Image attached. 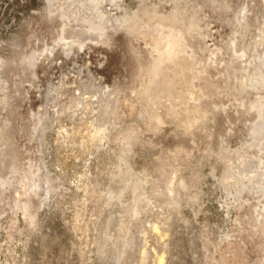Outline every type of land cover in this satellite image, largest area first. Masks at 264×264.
I'll return each instance as SVG.
<instances>
[{
  "label": "rangeland",
  "instance_id": "rangeland-1",
  "mask_svg": "<svg viewBox=\"0 0 264 264\" xmlns=\"http://www.w3.org/2000/svg\"><path fill=\"white\" fill-rule=\"evenodd\" d=\"M0 264H264V0H0Z\"/></svg>",
  "mask_w": 264,
  "mask_h": 264
},
{
  "label": "bare ground",
  "instance_id": "bare-ground-1",
  "mask_svg": "<svg viewBox=\"0 0 264 264\" xmlns=\"http://www.w3.org/2000/svg\"><path fill=\"white\" fill-rule=\"evenodd\" d=\"M169 45H172V44L169 43ZM174 50L170 49V50H167V51L164 52V55H163L159 65L157 67V74L153 78V82H155V83L158 82L159 84L163 83L164 81L166 82L165 78L162 77L163 76L162 74L166 71V68H167L166 64L168 62H171V61L172 62H178L180 60V58H178L179 57V54L177 53L178 51H174ZM184 67L185 68L187 67V62L186 61H184Z\"/></svg>",
  "mask_w": 264,
  "mask_h": 264
}]
</instances>
